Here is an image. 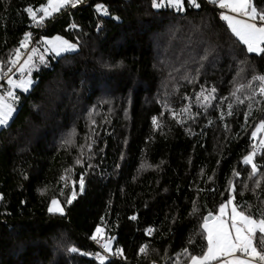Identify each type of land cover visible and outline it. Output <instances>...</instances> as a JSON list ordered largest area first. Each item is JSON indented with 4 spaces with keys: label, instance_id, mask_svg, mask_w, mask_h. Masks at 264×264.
Here are the masks:
<instances>
[{
    "label": "trees",
    "instance_id": "obj_1",
    "mask_svg": "<svg viewBox=\"0 0 264 264\" xmlns=\"http://www.w3.org/2000/svg\"><path fill=\"white\" fill-rule=\"evenodd\" d=\"M45 3L0 0V75L37 51L32 87L14 92L0 127V264H101L97 227L112 239L104 264H189L206 250V213L233 195L264 215V135L252 136L264 54L247 51L215 1L82 0L38 25L26 9ZM52 35L77 48L55 55ZM54 197L63 214L48 211Z\"/></svg>",
    "mask_w": 264,
    "mask_h": 264
},
{
    "label": "snow or ice",
    "instance_id": "obj_2",
    "mask_svg": "<svg viewBox=\"0 0 264 264\" xmlns=\"http://www.w3.org/2000/svg\"><path fill=\"white\" fill-rule=\"evenodd\" d=\"M81 2L82 0H48L47 6L38 8L35 11L32 7H28L26 11L31 15L33 22L39 25L43 24L46 18L51 17L53 13L58 12L63 7L69 5L75 7ZM190 3L194 7H199L197 0H190ZM218 3L220 8L228 9L230 12L236 13L237 16L246 18L240 19L233 15H222V19L228 22L231 31L247 46L248 52L264 54V8L258 9L255 5V0H218ZM183 5L184 0H152V6L157 9L167 6L182 11ZM97 11L105 15L108 14L107 8L103 5H97ZM37 12L42 13L38 18ZM256 21H260V23L257 24ZM30 39L31 34H26L25 39L21 42V46L27 47V42ZM46 43L51 45L52 51L58 54L72 51L76 48L75 44L60 36L47 40ZM18 54L19 52H17ZM31 59L29 57V60L25 61V65H28ZM23 70L21 68V71ZM254 79L264 83V76L254 77ZM8 83L13 87L25 88L27 90L25 86L30 85L32 82L30 80H23L17 83L16 81L9 80ZM212 92L214 93L215 89H212ZM260 92L264 94V87L260 88ZM200 96L205 102H210L214 98L211 93L205 96L203 91L200 93ZM7 97L14 98L13 93L9 91ZM6 99V97L0 96V125L6 124L14 111L12 105L7 103ZM152 122L155 126H159L156 117H153ZM261 132H264V120L260 121L255 131H253V138L257 137L258 133ZM259 145L264 147V139L259 141ZM255 156L256 146L253 147V151L249 155L244 157V163L252 167L253 176L258 172V167L254 162ZM236 175H239V173H236ZM83 187V179H81V191H83ZM230 191L235 193L234 185L230 184ZM73 198H75V193H73ZM68 203H71V200ZM51 205L48 209L49 212L63 214V208L60 207L57 200L53 199ZM229 205L232 206L231 214L230 217L225 218V210ZM203 230L206 233V250L201 255H191L190 264H264V215L254 218L253 215L238 210V207L234 204V195L225 204L220 206L219 216H213L212 213H209L208 216L204 217ZM150 232L151 229H149ZM103 235L104 230L97 227L92 239L100 243ZM110 243L111 238L102 244L106 252L112 251ZM71 251L75 252L77 249L73 248ZM146 251L147 245L140 249L141 253H146ZM184 251L187 253V249ZM115 254L122 256L123 250H117ZM106 258V256H99L101 264H104Z\"/></svg>",
    "mask_w": 264,
    "mask_h": 264
},
{
    "label": "rangeland",
    "instance_id": "obj_3",
    "mask_svg": "<svg viewBox=\"0 0 264 264\" xmlns=\"http://www.w3.org/2000/svg\"><path fill=\"white\" fill-rule=\"evenodd\" d=\"M211 1H215L216 3H217V6L219 7V3H218V0H211ZM47 4H48V0H46V3H45V5H43V7H45V6H47ZM71 8V7H70ZM219 9L221 10L220 11V13H221V16L223 15V14H228V15H233V16H237V14L236 13H232V12H230V10H228V9H222V8H220L219 7ZM42 15V14H41ZM237 18H240V19H246L245 17H243V16H237ZM227 22V21H226ZM228 23V22H227ZM256 23L257 24H259L260 23V21H256ZM233 33V32H232ZM234 34V33H233ZM235 35V34H234ZM236 36V35H235ZM55 37H57V36H54V35H52V36H48V37H46V38H43V41L46 43V41L47 40H50V39H53V38H55ZM61 37V36H60ZM68 41V40H67ZM35 43H37V45H39L40 43L39 42H35ZM70 43H72V44H75L76 45V48H77V43L76 42H70ZM47 45H49V44H47ZM49 46H51V45H49ZM246 46V45H245ZM45 48H46V46H45ZM75 48V49H76ZM246 49H247V46H246ZM73 51V50H72ZM52 52H54V51H52ZM68 52H70V51H68ZM28 53V55H30L31 57H35L36 56V54H37V51H36V49H31L29 52H27ZM55 53V55H57L58 53L57 52H54ZM41 59L43 60L44 59V57L42 58L41 57ZM28 61V60H27ZM34 64V63H33ZM32 63H29L28 65H25V63L23 64V66L22 67H20V69H19V71L22 73V76H15V79L13 78V76H9V77H7V78H4V76H3V73H2V75H0V83H3V84H1V85H6V83H5V81L6 80H8L9 78V80H13V81H16L17 83H19L20 81H23V80H30L32 83H33V76H32V71H31V69L33 68V65ZM12 65V64H11ZM10 65V66H11ZM9 66V67H10ZM8 67V68H9ZM7 68V69H8ZM21 68H23L24 70L23 71H21ZM6 69V70H7ZM8 80V81H9ZM32 83L30 84V85H26L25 87L27 88V90H25V88H19V87H13L12 86V88H11V92L13 93V96H14V92L15 91H17V90H20V91H28V89H30L31 87H32ZM1 85H0V96H3V97H6L7 99H6V102L7 103H10L11 105H12V107H13V109H14V111H13V113H12V115H11V117L9 118V120H8V122L6 123V124H8L9 123V121H10V119L12 118V116H13V114H14V112L16 111V107H15V105H14V98H12V97H7V90H4V89H2L1 88ZM162 85V84H161ZM7 86V85H6ZM261 87H264V84L262 85V86H259L258 87V89H259V91H260V88ZM7 92V93H6ZM6 124H4V125H6ZM4 125H0V127L1 126H4ZM258 126V125H257ZM256 126V127H257ZM256 127L254 128V130L253 131H255V129H256ZM258 134H260V133H258ZM261 134H263L264 135V132H261ZM258 136V135H257ZM257 138V137H256ZM256 146V149L258 148V146L257 145H255ZM71 197H73V193L71 192ZM53 199H55V200H57L58 202H59V205H60V207H62L63 208V212H64V207L60 204V200L58 199V198H56V197H54V198H52V200ZM52 200L51 201H49V203H48V209H49V207L50 206H52L51 205V202H52ZM97 229V228H96ZM110 239V238H109ZM112 240V239H111ZM102 241V240H101ZM100 241V243H98L99 244V246H100V248L102 249V252H100V253H98L97 254V257H98V259H99V256H107V255H109V253H112V251L111 252H106L104 249H103V247H102V242ZM106 241V240H105ZM104 241V242H105ZM103 242V243H104ZM110 248H111V250H112V245H111V243H110ZM189 264H190V261H189Z\"/></svg>",
    "mask_w": 264,
    "mask_h": 264
},
{
    "label": "built area",
    "instance_id": "obj_4",
    "mask_svg": "<svg viewBox=\"0 0 264 264\" xmlns=\"http://www.w3.org/2000/svg\"><path fill=\"white\" fill-rule=\"evenodd\" d=\"M35 37H36V34L34 35L31 43L33 42V40H35V42H37V40L35 39ZM31 45L32 44L27 43L28 49L33 48ZM20 65H21V62L20 61L19 62H14L7 70L4 71V73H3L4 78H7L9 76H21L22 73L19 71V69L21 67ZM1 84H3V83H0V85ZM1 88L5 90V86L4 85H1Z\"/></svg>",
    "mask_w": 264,
    "mask_h": 264
},
{
    "label": "crops",
    "instance_id": "obj_5",
    "mask_svg": "<svg viewBox=\"0 0 264 264\" xmlns=\"http://www.w3.org/2000/svg\"><path fill=\"white\" fill-rule=\"evenodd\" d=\"M9 79H10V78H9ZM9 79H8V80H9ZM8 80L5 81V83H6V85H7V86H6V88H7L6 90H7V92H9V91L11 90V88H12V85H10V84L8 83ZM7 92H6V93H7ZM231 207H232V206L230 205L229 208H227V209L225 210V212H226V216H225V218L230 217V214H231ZM219 212H220V211H219ZM219 215H220V214H219ZM219 215H216V216H219ZM229 224H230V220H229ZM204 251H205V250H204Z\"/></svg>",
    "mask_w": 264,
    "mask_h": 264
},
{
    "label": "water",
    "instance_id": "obj_6",
    "mask_svg": "<svg viewBox=\"0 0 264 264\" xmlns=\"http://www.w3.org/2000/svg\"><path fill=\"white\" fill-rule=\"evenodd\" d=\"M83 186H84V183H83ZM208 215H209V213H206L205 217L208 216ZM213 216H214V215H213Z\"/></svg>",
    "mask_w": 264,
    "mask_h": 264
}]
</instances>
